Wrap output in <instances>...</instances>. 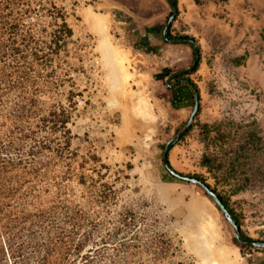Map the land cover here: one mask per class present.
<instances>
[{
	"label": "rangeland",
	"instance_id": "374dc122",
	"mask_svg": "<svg viewBox=\"0 0 264 264\" xmlns=\"http://www.w3.org/2000/svg\"><path fill=\"white\" fill-rule=\"evenodd\" d=\"M115 2L0 0V264H212L220 248L264 264L200 186L165 168L194 104L178 115L165 84L175 51L116 30L104 14ZM193 125L172 168L200 176L264 241V142Z\"/></svg>",
	"mask_w": 264,
	"mask_h": 264
},
{
	"label": "crops",
	"instance_id": "0c3cea01",
	"mask_svg": "<svg viewBox=\"0 0 264 264\" xmlns=\"http://www.w3.org/2000/svg\"><path fill=\"white\" fill-rule=\"evenodd\" d=\"M132 1L135 4L118 0L115 2L118 11L105 10L104 14L114 21L116 30L123 31L125 36L136 33L137 45L169 46L170 51H175L174 58L181 63L180 70L191 67L193 46L168 41L164 36L172 14L170 1ZM174 2L177 12L170 31L173 35L194 39L200 55L199 66L181 75L190 80L199 93L200 106L195 121H200L201 128L206 127L199 134L209 137V129L219 125L232 135L237 130V134L242 133L243 139L250 143L264 142V0ZM161 53L157 58L162 59ZM166 87L173 94L178 115H186L194 104L190 83Z\"/></svg>",
	"mask_w": 264,
	"mask_h": 264
},
{
	"label": "water",
	"instance_id": "95a60500",
	"mask_svg": "<svg viewBox=\"0 0 264 264\" xmlns=\"http://www.w3.org/2000/svg\"><path fill=\"white\" fill-rule=\"evenodd\" d=\"M169 1L171 3V7H172V14L170 15V17L166 23V26L164 28L165 39L168 41H172V42L189 43L194 48V63L192 65V67L175 71L174 73L169 75V77L166 79V85L169 87H175L176 85H178L180 83L187 82V83H190L191 87L194 90V105H193V110L191 112V115H190L185 127L169 141V143H170L171 141H173V139L180 138L188 132V130L192 126V124H193V122H194V120H195V118L199 112V106H200V97H199L198 90H197L196 86L190 82V80H188L184 77L183 78L181 77L180 79H178L174 83H171V81L174 77L185 74V73H187V71H191L192 68L199 61L200 55H199V50H198V47H197L194 39H192V38L169 39L167 37V33L170 30L171 23L175 17L176 12H177L176 3L173 0H169ZM169 143L167 144V146L165 147L164 152H163V164H164L165 168L169 171V173L171 175H173L174 177L182 180V181L191 183V184L196 185V186H200L204 190V192L213 200V202L219 207V209L222 211V213L224 214L227 221L233 227L234 232H235V236H236V239L238 242H240V243H242V244H244L250 248H253V249H264V241H261V240H244L242 238V232H241L239 226L235 222V220H234L233 216L231 215L229 209L225 206V204L223 203V201L220 198V196L218 195V193L212 187L208 186L203 180H201L197 177H194V176L182 174L170 166L169 154H168Z\"/></svg>",
	"mask_w": 264,
	"mask_h": 264
},
{
	"label": "trees",
	"instance_id": "16d2710c",
	"mask_svg": "<svg viewBox=\"0 0 264 264\" xmlns=\"http://www.w3.org/2000/svg\"><path fill=\"white\" fill-rule=\"evenodd\" d=\"M173 1H175V0H173ZM62 26L67 30V32H68L69 34H72V29L68 26V24H67L66 22H63ZM167 37H168L169 39L189 38L187 35H173V34L171 33L170 30H169L168 33H167ZM199 61H200V59H199ZM199 61H198L197 64L192 68V70H191V71H187V73H191V72H193V71L199 66ZM193 63H194V60H193ZM193 63H192V65H193ZM192 65H191V67H192ZM192 126H193V124H192ZM192 126H191V127H192ZM191 127H190V129H189L188 131L191 130ZM204 128H206V127H204ZM176 142H177V139H173V141H171V142L169 143V151L171 150V148L174 146V144H175ZM169 151H168V154H169ZM204 162H205V163L207 162L206 159H205ZM169 164H170V166L172 167L170 160H169ZM190 176H194V177H197V178L203 180L200 176H197V175H190ZM203 181L205 182V180H203ZM205 183H206V182H205ZM206 184H207L208 186H210L208 183H206ZM210 187H211V186H210ZM214 190H215V189H214ZM215 191H216V190H215ZM216 192H217V191H216ZM217 193H218V195L220 196V198L222 199V201H223V203L225 204V206L229 209L231 215L233 216L235 222L237 223V225L239 226V228H240V230H241L240 219H239L238 214H237L236 211L230 206L229 201H228L224 196H222L219 192H217ZM241 232H242V238H243L244 240H255L254 238L245 235V234L243 233L242 230H241ZM262 250H264V249H262Z\"/></svg>",
	"mask_w": 264,
	"mask_h": 264
},
{
	"label": "bare ground",
	"instance_id": "6f19581e",
	"mask_svg": "<svg viewBox=\"0 0 264 264\" xmlns=\"http://www.w3.org/2000/svg\"><path fill=\"white\" fill-rule=\"evenodd\" d=\"M208 223H209L208 225L207 224L202 225L203 227H201V229L203 230V228L207 227V228H210L211 231H209V229H208L209 233L206 234V232L203 230L204 236H203V238L201 237L200 239H203L207 248H210L211 246L208 243L209 242L208 241V239H209L208 234L210 235L211 234L210 232L215 231L214 229L217 225H216V223L213 222V220H212V222H208ZM215 235H216V233H215ZM210 236H212V235H210ZM212 252L213 251H210L211 254H212ZM215 255H217L218 258L216 260H213L212 264H235V261H234L235 258L233 257L234 258L233 259L231 256L227 255L225 248H220L216 253L213 252L214 257H215Z\"/></svg>",
	"mask_w": 264,
	"mask_h": 264
},
{
	"label": "flooded vegetation",
	"instance_id": "af4514ba",
	"mask_svg": "<svg viewBox=\"0 0 264 264\" xmlns=\"http://www.w3.org/2000/svg\"><path fill=\"white\" fill-rule=\"evenodd\" d=\"M182 75H184V74H182ZM180 78H181V75H180V76H177V77H174V78L172 79L173 83H174L175 81H177L178 79H180ZM172 81H171V83H172Z\"/></svg>",
	"mask_w": 264,
	"mask_h": 264
}]
</instances>
